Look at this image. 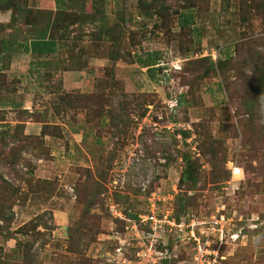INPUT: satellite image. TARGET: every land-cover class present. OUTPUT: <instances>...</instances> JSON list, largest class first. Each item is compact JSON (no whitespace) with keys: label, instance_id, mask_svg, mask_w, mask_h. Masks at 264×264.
Here are the masks:
<instances>
[{"label":"rangeland","instance_id":"obj_1","mask_svg":"<svg viewBox=\"0 0 264 264\" xmlns=\"http://www.w3.org/2000/svg\"><path fill=\"white\" fill-rule=\"evenodd\" d=\"M29 1L36 6V0ZM192 1L191 26L197 30L180 28L175 15L171 24L145 17L137 9V0H105L104 16L115 29L111 39L98 36V28L91 23L68 29V47L58 58L69 57L73 65H79L85 55L93 60L88 66L91 70L74 73L91 75V92H71L95 96L104 116L98 120L92 109L54 114L56 94L42 96L33 91L36 105L51 110L50 117L38 114L37 118L65 122L69 129L56 123L59 128H53L51 139L32 135L29 142H10L3 148L7 152L10 147H22L17 164H0L2 177L22 193L19 201L11 202L9 229L29 221L40 223L39 235L32 231L16 235L24 244L22 254L13 252L15 240L0 232L7 259L21 264H117L116 237L125 234V223L112 216L109 206L115 205L126 217L137 216L146 211L155 193L159 208L172 209L179 219L206 221L224 205L228 239L219 247L216 264H264V115L249 122L243 114L253 97V79L264 74V16L262 12L246 14L247 23L238 14V1L228 0L227 7L221 0ZM68 3L67 14L72 11L77 17L97 8L94 0H85L84 6L83 0ZM166 4L171 10L180 5L176 0ZM1 14L0 39L12 33L8 31L9 14ZM33 17L34 26L43 23L40 12ZM18 29L27 27L21 24ZM74 37L78 41L72 45ZM226 52L230 55L225 60L222 53ZM109 54L117 60L106 58ZM218 56L225 63L211 70L210 63ZM29 57L24 61L26 67L12 74L0 71V75H35L31 81L38 83L36 75H45L44 71L37 70L38 55ZM149 57L157 62L151 75L144 66ZM18 84L13 82L9 89L13 93L4 91L0 101L12 98L15 102ZM7 107L3 119L23 118ZM86 113L88 121L84 120ZM76 127L83 128L88 139L77 143L70 132ZM180 131L189 133L186 139ZM186 152L199 165L194 190L179 184L181 154ZM37 153L43 160L37 159ZM29 165L34 179L54 183L49 199L42 196L41 183L34 184L39 194L25 195ZM232 166L240 167L243 174L232 176ZM246 173L251 176L244 179ZM185 198L187 209L178 213L179 199ZM232 234L237 237L229 238ZM164 243L157 248L165 249L167 264H189L192 248L186 238L167 234ZM30 244L28 259L23 254ZM135 249L129 247L126 259H133Z\"/></svg>","mask_w":264,"mask_h":264},{"label":"trees","instance_id":"obj_2","mask_svg":"<svg viewBox=\"0 0 264 264\" xmlns=\"http://www.w3.org/2000/svg\"><path fill=\"white\" fill-rule=\"evenodd\" d=\"M83 1L84 6L85 0ZM167 1L168 0H137V9L140 11V14L144 15L145 17H155L156 19L160 20V22H164L166 19L169 24L172 23V16L175 15L180 28H191L192 30H197L196 28H193L191 26L194 22V4L192 0H176L180 3V5L174 10H171V6L166 4ZM221 1L227 7L228 0ZM235 1H238V6L236 5V7L238 8V14L240 13V15L242 16V21L248 23V20L245 17L248 16L246 14L249 13L262 12L264 16V0H249L251 1L249 5L245 3L246 0ZM104 2L105 0H94L93 7L96 8L95 5H97L96 10H92L91 12L86 11V13H81L77 17L76 13L73 14L72 11L69 15L67 14L70 9L68 0H55L54 10L41 9L37 5L33 6L29 0L28 2L27 0H0V14H9V24L11 25L8 27V31L12 32L11 34L9 33L7 37H2L0 39V55L2 63L0 71L6 72V70L9 68L10 58L14 53L23 51L30 52L32 55L48 54L53 51V47L56 45V43L59 45V47H61V50L66 49L68 47V35L71 33V31H68V29L72 25H77L79 29H82L83 27L91 23L93 25H96V27L98 28V36H101L103 39L107 40L111 39V37L113 38L112 33L115 31V29H113L111 23L110 25L109 23H107V20L104 16ZM99 6L101 7V9ZM244 7L248 11L243 13V11L245 10ZM37 12L41 13L43 23L38 26H34V23L30 22V20L31 18H34L33 16ZM72 15L75 16L73 19L71 18ZM21 24L27 27V29H25L24 31H20L18 29V26ZM11 27H14V29H12ZM156 28H158V25ZM121 32L122 28L120 30V33ZM16 33L18 35H16ZM71 41L73 45V42L78 41V37H74ZM110 52L112 53V51ZM219 54L221 53L219 52ZM222 54H225V60L229 58V53L226 52ZM106 58L110 60H117L111 54L106 56ZM149 58L150 61L148 59L149 62L147 64L144 63V66L146 67V72L151 75L152 69L157 64V62L156 58ZM225 60L218 56L215 62L210 63L211 70H214L215 68L219 69V67L221 69L222 65L225 63ZM80 61L81 63L79 65H73L71 59L67 57V59L60 60L56 64H50V66L52 67L48 68H56V70L60 69L63 71H81L84 69H87L88 71L91 70L88 69V66L90 64L87 55H85L84 58H81ZM39 63L43 64V66H46L48 64L47 61H39ZM255 66H257V63L252 64V68L255 69ZM262 70L264 71V68H262ZM43 74L46 75V78L48 80L50 78L47 75H53L49 70L44 71ZM49 81L50 85L48 84L47 90L56 94V99L54 100L52 107L53 112H55L54 114L66 113L69 110L89 111L90 109H92L96 117H98V120H102L104 116V110L102 108V105L97 102L95 96L94 98H92V96L88 94L81 95L80 93H78V91L66 92L63 91L60 87V82H52V79H50ZM253 81L255 83L253 90H251L253 97L251 100H249L248 104H245L243 111L244 116L247 118L245 121L249 122L258 121L260 120L261 115H264V104L258 105V102H260V100H264V74L255 76ZM13 82L18 83L15 77L10 78L7 75H0V95H2L4 91L8 92V94L13 93L9 90ZM97 104H99V106ZM0 105V164L8 162L11 166H14L19 160V154L22 151V147H10L9 151L7 152L3 150V148H6L10 142L11 144H16L20 141L29 142L34 138L32 135L24 134L25 121L32 120L34 122L42 123L41 130L37 135V138L39 137L43 140L47 138V136L54 137L55 135L52 134L51 131L53 130V128H59L57 127L59 126L57 124L48 123L49 121L47 120H41L40 118H37L38 114L43 113H37L36 111L29 112L28 110L21 109V105L15 103L12 98L9 99V102L6 99H3L2 101H0ZM7 106L17 108L16 113H18V115H22L23 117L21 120H17L14 125H12L11 122L3 119L6 114L4 108ZM88 114L89 113H86V118H84V120L86 121L89 120V116H87ZM143 115L144 113H141V116ZM180 134L183 139H186L189 133L187 131H180ZM20 135L23 136V139H20ZM9 155L11 156L9 157ZM35 156L37 157V159H43L38 153L35 154ZM181 160L182 171L179 178V184L180 186L188 185V190H194L198 181V161L193 159L192 155L189 152L182 153ZM222 161L223 163L226 162L225 157H223ZM32 172L33 167L29 165V168L25 174L26 176L30 177L29 179H26V176L24 177V183L27 187V192L25 193V195L28 196L27 193L37 194L38 190L35 189L34 184L41 183L40 185L42 186H39L38 188H42V196L45 197V199H49L53 194V190L55 189L54 183H52V181L48 179H34ZM250 173H246L244 175V179L249 178L251 176ZM19 192L20 189L18 187L11 185V183L4 179L2 177V174H0V232L5 234V238L14 239L15 247L12 249V251L17 254H22L20 246H23L24 244L23 241L16 237V235L20 234L26 236L30 234L31 231L36 235H39L40 231H38L37 228L40 226V223L29 221L21 224L14 230L9 229V225L11 224L13 219V203L11 202L19 201V199L22 198V193ZM85 192L86 194L89 193L88 190H85ZM187 203L188 202L186 198L182 201L181 199H179V207L176 208L178 213L186 211ZM128 217L130 219H135L137 216L128 214ZM174 217L176 219H179L178 216ZM31 247L32 244L28 246V248L24 251L25 254H23V256L28 259L32 256ZM4 255V249L2 246H0V264H21L10 261ZM164 263L167 264V261H164Z\"/></svg>","mask_w":264,"mask_h":264},{"label":"built area","instance_id":"obj_3","mask_svg":"<svg viewBox=\"0 0 264 264\" xmlns=\"http://www.w3.org/2000/svg\"><path fill=\"white\" fill-rule=\"evenodd\" d=\"M231 170L232 176L243 174L240 167L232 166ZM155 195L151 194L146 211L138 214L135 219L126 217L115 205L109 206L112 216L125 223V234L116 237L115 253L119 256L117 264H165V249L159 250L157 247L165 245L164 238L167 234H173L176 238H186L191 244L189 264H216L220 257L219 247L228 239L224 205L218 207L216 213L206 221L176 219L172 209L163 211L159 208V199H155ZM128 234L131 236L129 239ZM235 237H237L235 234L229 235L231 239ZM130 246L136 248L132 260L125 257Z\"/></svg>","mask_w":264,"mask_h":264},{"label":"crops","instance_id":"obj_4","mask_svg":"<svg viewBox=\"0 0 264 264\" xmlns=\"http://www.w3.org/2000/svg\"><path fill=\"white\" fill-rule=\"evenodd\" d=\"M42 5V8H48L49 10L55 9V2L54 0H36V5L39 7V5ZM47 5V6H45ZM41 8V7H39ZM8 13L1 14L2 16H5ZM61 47L56 43V45L53 47V51L48 53V54H42L41 56L38 55V61L46 62L47 65L43 66V64L39 62H35V64L38 66V69H41L43 71L49 70L52 72L53 75H47L50 79H52V82H54V78H58V82H60V87L62 90L68 92L71 90H77L80 89L81 92H91L93 88V84L91 83V75H74L75 71H63V70H56V68H48L52 67L50 64H56L58 61L63 60L59 59L58 56L61 53ZM29 55H32L30 52H17L14 53L11 58H10V63H9V68L6 70L9 74H12L15 69H22L24 65V61H29L30 57ZM37 55V54H35ZM28 57V60L26 58ZM94 59V58H93ZM93 60H90L89 63L92 64ZM26 63V62H25ZM2 65L1 63V55H0V66ZM17 65V66H16ZM28 67V65H27ZM56 73H60L61 75H57ZM82 73V72H81ZM89 73V72H87ZM43 74V73H42ZM10 78L15 77L18 81V90H17V97L18 99L15 101V103H18V105H21V109L28 110L29 112L36 111L37 113H43L44 115L46 114L48 117L51 116V110L44 111V107H40L36 105V102L32 99V96L34 94V90H37L36 94L46 96V95H51L53 94L52 92L47 90L48 84L50 85V79L48 80L46 78V75H36L38 77V83H33L32 78L35 75H7ZM24 76V77H23ZM25 81V82H23ZM34 91V92H33ZM10 105V104H9ZM17 107V106H16ZM7 108L9 109H17V108H12L8 106ZM49 119V118H48ZM17 122V120L11 122L12 125H14ZM48 123H59L61 126L63 125L64 127L68 126L66 125L65 122H54L51 119L49 120ZM42 123L40 122H34L27 120L24 122V134L28 135H38L41 130ZM69 129V128H68ZM72 135L74 136V140L77 143H80L81 141L88 139V134L83 130V128L76 127L75 130L70 131ZM47 138L51 139V137ZM40 161L43 159H39ZM38 160V161H39ZM43 177V176H42Z\"/></svg>","mask_w":264,"mask_h":264}]
</instances>
